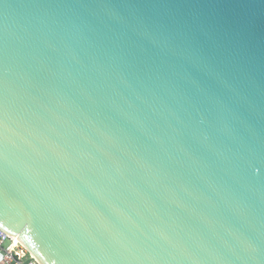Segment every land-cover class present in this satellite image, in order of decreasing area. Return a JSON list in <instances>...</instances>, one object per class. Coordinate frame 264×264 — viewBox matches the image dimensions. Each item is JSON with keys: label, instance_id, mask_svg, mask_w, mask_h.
Instances as JSON below:
<instances>
[{"label": "water", "instance_id": "95a60500", "mask_svg": "<svg viewBox=\"0 0 264 264\" xmlns=\"http://www.w3.org/2000/svg\"><path fill=\"white\" fill-rule=\"evenodd\" d=\"M0 228L39 264H264V0H0Z\"/></svg>", "mask_w": 264, "mask_h": 264}, {"label": "built area", "instance_id": "2783aa9c", "mask_svg": "<svg viewBox=\"0 0 264 264\" xmlns=\"http://www.w3.org/2000/svg\"><path fill=\"white\" fill-rule=\"evenodd\" d=\"M0 264H39L15 237L0 228Z\"/></svg>", "mask_w": 264, "mask_h": 264}, {"label": "bare ground", "instance_id": "6f19581e", "mask_svg": "<svg viewBox=\"0 0 264 264\" xmlns=\"http://www.w3.org/2000/svg\"><path fill=\"white\" fill-rule=\"evenodd\" d=\"M15 239L17 240V242H20L19 239L17 237H15Z\"/></svg>", "mask_w": 264, "mask_h": 264}]
</instances>
